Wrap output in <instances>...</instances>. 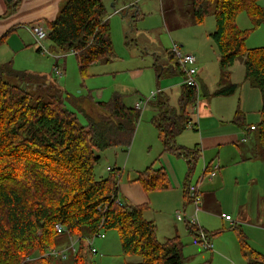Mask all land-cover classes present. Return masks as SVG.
Masks as SVG:
<instances>
[{"label":"trees","instance_id":"obj_1","mask_svg":"<svg viewBox=\"0 0 264 264\" xmlns=\"http://www.w3.org/2000/svg\"><path fill=\"white\" fill-rule=\"evenodd\" d=\"M21 1L17 0L15 7ZM260 1L191 0V6L197 25H203L209 16L215 18L216 31L211 38L223 70L241 60L245 79L261 92V122L252 127L264 158V47L247 49L249 32L236 24L237 16L245 13L252 30L259 29L264 24ZM47 26L50 51L74 54L82 75L90 66L116 58L102 0H65L58 17ZM176 67L180 71L177 64ZM8 71L9 77L19 84H11L4 76ZM37 79L41 78L13 72L10 65L0 66V264H69V260L72 264H92L94 255L85 239L111 230L119 236L123 255L139 259L128 264H185L182 241H158L156 226L143 218L147 206L121 201L119 170L112 169L108 178H95L94 167L100 160L96 153L129 148L141 112L126 106L122 95L115 94L108 103H96L101 113L97 118L87 117L86 125H82L65 104L60 90L49 86L44 90L40 87L41 94L32 91V83ZM236 90L237 86L232 85L215 95L229 97ZM197 103L196 89L185 85L179 111L171 108L168 98L159 93L158 116L152 120L164 151L186 159L189 174L194 172L199 153L179 146L176 140L189 127V109ZM235 123L246 130L240 112ZM248 130L252 131L251 127ZM134 182L146 194L170 189L165 171L154 164L140 172ZM56 225H61L65 232L58 234ZM187 229L201 243L200 229L188 223ZM220 233L213 232L210 238ZM240 236L247 263L264 264V256L253 251L246 238ZM66 238L68 242L70 238L77 240V254L65 260H35L37 254L63 247L61 243Z\"/></svg>","mask_w":264,"mask_h":264},{"label":"rangeland","instance_id":"obj_2","mask_svg":"<svg viewBox=\"0 0 264 264\" xmlns=\"http://www.w3.org/2000/svg\"><path fill=\"white\" fill-rule=\"evenodd\" d=\"M161 1L165 4L164 14L166 20L162 16ZM102 2L109 17L115 60L90 66L85 75H82L74 54L58 53L57 55L61 58L56 61L53 56L56 53H52L53 55L38 54L36 53L38 46L32 37H22L20 35L21 41L23 40L27 43L26 45L31 46L19 52L17 63L13 65V68L19 72L33 71L44 75V78L37 79L32 83V91L41 94L42 90L49 86L60 90L65 104L71 111L76 113L82 125H86L87 117L97 118L101 113L96 103H108L115 94L122 95L125 105L134 108L137 103L145 104L153 94L156 95L154 99H150L148 105L142 107L133 142L129 148H111L102 153H96L100 157L99 162L94 167L96 180L108 178L112 174L109 169L119 170L121 172L119 177L122 193V197L120 196L121 201L131 205L132 202L128 200L130 196L129 182L133 183L138 174L145 171L146 168L153 164L154 167L159 164L158 159L162 144L159 139V132L152 123L153 118L158 116L156 102L159 93H165L170 99L171 108L179 111V95L182 91L180 83L184 81V76L176 67V59L172 53L173 44L177 43L183 54L194 55L195 50H202L206 53L205 58L208 65L203 69L205 71L208 68V72H203L205 74L203 78L201 76L200 78L204 79V83L211 90L224 87L227 79L220 74L218 49L208 37L210 33L216 30V20L213 16L206 18L205 23L201 26L185 27L171 32L174 27L184 25V22L188 20L187 11H190V0H117L116 3L114 0H102ZM130 2H133L131 6ZM123 4L127 5L124 12L118 11V13H115ZM259 4L264 9V0H261ZM113 5L114 7H112ZM113 18L114 20H112ZM133 19L134 21H132ZM36 24L43 26L42 23ZM236 24L240 30L249 32L245 41L247 49L264 47V24L253 31L252 24L245 13L237 16ZM8 44L10 45V43ZM44 45L50 50L51 43L48 40L44 42ZM56 62L62 70L63 75L61 77H57L53 71ZM167 62L168 65H166ZM157 66L159 74L163 67L165 68V73H161L160 78H158L155 71ZM196 69L199 73L198 65H196ZM232 69L234 70L231 71L233 78L240 80L245 71L243 62L241 60L237 61ZM168 71H172V76L171 74L168 75ZM9 75H11L10 71L5 72L4 76H8L7 78L10 79L11 84H19L18 80L9 77ZM37 86H39V89H37ZM25 87L28 88L27 85ZM40 87L43 89L41 90ZM238 99L239 95H236L229 101L232 108L237 104ZM198 102L200 105L193 108L194 118H198L199 108L203 111V106L208 103V99L203 95L202 90ZM223 104L221 100L215 101V105L218 107H222ZM183 138L187 143L194 140L190 133H187ZM250 164L249 166L225 167L220 170L223 174L226 172L227 183L226 189L218 195L225 202L223 212L225 215H229L230 218L232 217L234 222H237L238 216H242L241 221L243 223L232 226L230 223L223 221L225 226L222 227L220 216L210 218L214 231L221 232L213 240L212 250L205 248L202 243L194 242V237L187 233L186 223L183 222V224L177 221L176 209L172 206V203L166 201L167 195L163 192L148 194L151 197V202L148 203L151 211H145L147 219L153 218L155 221L157 239L164 242L175 236L181 237L182 243L185 245L183 249L186 259L185 264H201L207 259H209L208 264H246L241 249L240 235H245L249 240L251 239L249 241L250 246L264 255V235L256 231L258 220L264 217V163ZM202 166V161H200L194 180L202 173ZM239 175L241 176L238 187L234 185V180ZM249 176L253 181L257 180L258 184L256 182V184L246 183ZM208 179L209 177L204 180V183ZM192 184H195V182ZM238 191L242 193L243 199L249 200L246 207L242 210L239 209L241 215H238V210L234 209L232 201ZM139 194H142V192L133 194L137 205L140 203ZM214 209H216V206ZM202 217L203 213L200 211L198 215L200 225ZM249 227L254 228V230ZM197 228L200 229L198 235L204 232L207 241L210 242V234L199 227ZM103 233L105 239L97 238L94 241V247L98 250V254L92 257V264H128L139 260L136 257L123 255L121 242L116 231L111 230ZM247 233L250 235L248 236ZM183 236H186V238H183ZM61 245L63 247L51 249L43 255L39 256L37 254L35 260L39 258L49 260L51 257H60H46V255L54 250L66 249L69 245L67 238L63 239ZM78 248L79 245L76 244L75 254H77ZM67 254L69 258L73 256L69 251H67ZM228 256L233 258L235 263L229 262L228 259L230 258ZM212 259L214 260L212 261ZM68 263L72 264L73 262L70 263L69 260Z\"/></svg>","mask_w":264,"mask_h":264},{"label":"crops","instance_id":"obj_3","mask_svg":"<svg viewBox=\"0 0 264 264\" xmlns=\"http://www.w3.org/2000/svg\"><path fill=\"white\" fill-rule=\"evenodd\" d=\"M16 1L17 0H14L11 3H8L7 0H0V66L10 65L11 69L13 68V65L17 63V55L19 54V52L23 51L25 48L28 49L31 46L26 45L27 43L25 41H21L22 38L20 37H32V39L34 40L33 36L28 30V27L36 23H42L48 30L47 24L49 22L54 21L58 17L65 0H22L20 4L15 7ZM114 2L116 3L117 0H114ZM129 4L131 6L133 2H130ZM161 4V9H163L162 16L166 20L164 14L165 4L162 1ZM112 7H114V5ZM126 7V4L121 5V7H119V9L115 11V13H118V11L123 13ZM187 15L188 20L184 22V25L174 27L171 32L177 31L180 28L201 26L195 23L191 0L190 11H187ZM112 20H114V18ZM132 21H134V19ZM25 31H28L27 34ZM213 33H210L208 35V37H210L212 41L213 39L211 38V35ZM8 43H10L11 46ZM213 44L216 47L214 41ZM36 53H40L38 48L36 49ZM156 54L158 55L159 53L157 52ZM205 54L206 53H204L202 50L194 51V55L197 57V65L199 70L197 79L201 86L203 95L206 96V98L208 99V103L203 106V111L199 108L198 118H194V110L189 109V112L191 113V123L187 130L183 132L179 137H177L176 140L179 146L191 150H196L199 153V159L194 167V172L192 174H189V164L186 159L178 155L165 152L162 142V147L160 150L161 152L159 154L158 159L159 164H157L155 168H162L168 177L170 189L163 192L167 195L166 201L172 203V206L176 209V212H182L188 217L194 214V205L188 195V186L191 183H197L201 179H203L201 185L203 198L201 212L203 213V217L201 220V225L199 224V227L205 230L208 234H211L216 231H214L212 221L210 220V218L212 217L220 216L222 218V227L225 226V222L223 221H226V223H230L232 226L240 225L243 223V221H241L243 219L242 216H238L237 222H234L232 217L230 221L225 220V217L229 215H225V213L223 212L225 202H223L218 195L222 193L227 187L225 177L226 172H224L223 174L220 172V170L221 168L239 165L249 166L251 165L250 163H264V158L261 157V149L258 144L257 132L248 130L250 129V127L258 126L260 124L263 104L261 92L258 89L254 88L250 84V82L245 79V71L240 80L233 78L234 76L232 75L231 71L233 70L232 67L236 63L228 70H223L220 64L219 52L218 61L220 66V74L223 78L227 79V83L224 85V87L211 90L209 86L204 83V79L200 78V76L203 78V75L205 74L203 72H208V68L205 71L203 69L208 65L207 60L205 58ZM166 65H168V62ZM158 66L156 67L155 71L157 73L158 78H160L162 76L161 73H165V68L163 67V70L159 74V69H157ZM13 72L20 75L26 74L28 76H31L32 78L45 77L44 75L33 71H15L14 68ZM171 72L172 71H168V75L171 74L172 76L173 73ZM180 85L181 87L184 86L183 82H181ZM232 85L237 86V90L234 95H231L229 97L215 95V93L220 89ZM181 92L179 98L181 96ZM162 94H164L168 98V101H170L169 97L165 93L162 92ZM236 95H239V99L237 101V104L232 108V104H230L231 102L229 101ZM219 100L224 103L222 107H218L215 105V101ZM237 112H240L242 114V122H244L246 130L240 129L239 126L235 123ZM187 133H190L191 136L194 137V140H192L190 143H187V141H185L183 138ZM200 161H202L203 171L204 168L210 171L213 170L215 167H218L216 176L212 179L209 178L208 181L205 183L204 180L207 179L208 175H204L203 171L200 176H198L196 180H194L196 176V169ZM216 162L217 164H215ZM241 175H239L238 178L234 180V185L238 187L240 185L239 178ZM247 182H249V184H258V181H253L251 179V176H249V180L247 179L246 183ZM128 187L130 189V196L128 200L129 202H132L131 205H137L134 200L135 197H133V194L142 192V194H139L140 203L137 206H147L145 211H151L148 206V203L151 202V197L148 196V194H146L142 190L140 185L135 182H129ZM121 194V187L119 185V195L122 197ZM232 201L234 209L238 210V215H241L239 209L242 210V208L246 207L249 203V200L246 201L242 198V193H240L239 191ZM215 206L216 209H214ZM145 211L143 212V218L156 226L153 218L147 219V217L145 216ZM257 224L258 226L256 228V231L259 234L264 235V217L259 219ZM249 226L252 227L251 225ZM185 227L187 229V223L185 224ZM250 229L254 230V228ZM187 233L191 236V233L188 229ZM247 234L248 236L250 235L249 233ZM243 236L244 238H246L249 244V241L251 239L249 240L248 237H246L245 235ZM216 237L210 238L211 245ZM173 238H179L182 241V238L179 236H175ZM183 238H186V236H183ZM188 242L190 241L188 240ZM194 242L197 243L195 239ZM251 249L253 251H256L252 247ZM261 255L264 256L263 254ZM213 260L214 259H212V261ZM228 260L229 262L235 263V260L233 258H230ZM244 261L246 262V264H248L245 258ZM204 263L208 264L209 259H207Z\"/></svg>","mask_w":264,"mask_h":264},{"label":"built area","instance_id":"obj_4","mask_svg":"<svg viewBox=\"0 0 264 264\" xmlns=\"http://www.w3.org/2000/svg\"><path fill=\"white\" fill-rule=\"evenodd\" d=\"M28 30L33 36L34 41L37 44L38 49L40 50V53L53 55L52 52L48 50V48H46V46L44 45V42L48 40V36H49V31L45 28V26L35 24L29 26ZM172 53L176 59V64L178 65L182 75L184 76L183 84L187 87L196 89L198 101H199L201 95V86L196 79V75L198 73L196 69V65H197L196 56L193 54H183L180 50V46L177 43L173 44ZM53 56L55 57L56 61H58L61 58L57 54ZM53 71L57 77H61L63 75L62 70L58 66V62L55 63ZM155 97L156 95L153 94L150 99H154ZM150 99H148V101L145 104L137 103L135 105V109L141 111L143 106L145 107L146 105H148ZM197 105H199V102L197 103ZM251 130L254 131L255 127H251ZM217 170L218 167H215L213 170H210L207 174L206 168H204L203 173L204 175H208V177L212 179L216 176ZM109 171H112V169H109ZM202 181L203 179H201L199 182L195 184L192 183L189 184L187 189L189 198L192 200V203L194 205V214L188 217L186 214H183L182 212H177L176 219L178 222H185L191 226L199 227L198 215L201 211V205L203 202L202 189H201ZM225 220L230 221L231 220L230 216H226ZM55 229L58 234H63L65 232L61 225H56ZM97 238L105 239V234L103 233V231L95 234L91 238L85 239V242L89 246L93 255L98 254V250L94 247V243H95L94 241ZM199 240L202 244L205 245V248L211 250L212 245L210 242L207 241V237L204 232H201V234L199 235ZM76 244H78L77 241L73 238H70L69 245L66 249L63 248L61 250H54L50 254H47L46 257L60 256L64 260L68 259L69 256L67 254V251H69L71 254L74 255L76 253Z\"/></svg>","mask_w":264,"mask_h":264},{"label":"water","instance_id":"obj_5","mask_svg":"<svg viewBox=\"0 0 264 264\" xmlns=\"http://www.w3.org/2000/svg\"><path fill=\"white\" fill-rule=\"evenodd\" d=\"M13 1H14V0H7L8 3H11V2H13Z\"/></svg>","mask_w":264,"mask_h":264}]
</instances>
